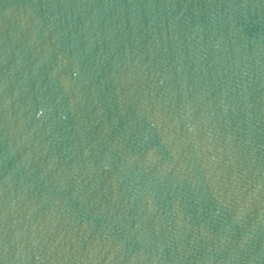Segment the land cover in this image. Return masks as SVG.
Returning a JSON list of instances; mask_svg holds the SVG:
<instances>
[{
  "label": "water",
  "instance_id": "95a60500",
  "mask_svg": "<svg viewBox=\"0 0 264 264\" xmlns=\"http://www.w3.org/2000/svg\"><path fill=\"white\" fill-rule=\"evenodd\" d=\"M0 264H264V0H0Z\"/></svg>",
  "mask_w": 264,
  "mask_h": 264
}]
</instances>
